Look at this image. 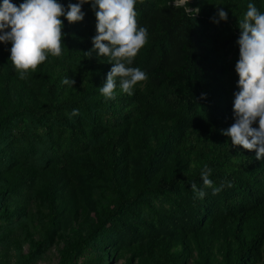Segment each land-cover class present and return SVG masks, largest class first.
<instances>
[{
    "label": "trees",
    "instance_id": "1",
    "mask_svg": "<svg viewBox=\"0 0 264 264\" xmlns=\"http://www.w3.org/2000/svg\"><path fill=\"white\" fill-rule=\"evenodd\" d=\"M250 2L264 11V0H189L194 17L179 0H137L149 38L131 66L148 79L109 101L98 88L112 64L84 54L90 3L81 22L61 17L63 55L27 80L0 42V264H36L58 242V264H264V159L221 134ZM219 8L228 19L216 24ZM205 165L232 186L198 199L190 183L203 187Z\"/></svg>",
    "mask_w": 264,
    "mask_h": 264
},
{
    "label": "clouds",
    "instance_id": "2",
    "mask_svg": "<svg viewBox=\"0 0 264 264\" xmlns=\"http://www.w3.org/2000/svg\"><path fill=\"white\" fill-rule=\"evenodd\" d=\"M143 2V0H139ZM177 7L176 0H172ZM90 3L96 17V34L92 37V48L85 56L104 63L112 64L106 80L98 88L105 101L117 97V88L121 94L132 96L139 83L145 82L148 75L138 67H132L134 59L148 42L147 27L139 26L135 10L137 0H77L69 2L67 10L58 0H23L18 6L12 0L0 3V42L11 43L10 57L14 69L21 80H27L31 72H35L50 55L59 58L63 55L62 31L64 17L69 24L84 20L82 11L84 4ZM189 0H179L194 17L200 9L188 7ZM218 17V18H217ZM228 15L219 8L213 23L227 21ZM240 34L236 40L239 46V59L235 63L238 76L234 92V123L221 134L231 138L233 147L255 151L257 160L264 159V11H260L254 3H248L247 10L239 19ZM31 70V72L29 71ZM119 81V84H117ZM75 79L65 77L61 83L73 88ZM205 94H202L201 98ZM79 115L78 109L68 113L69 118ZM256 125V126H254ZM211 168L205 165L200 172L203 187L191 182V190L198 199L206 195L204 189H210L213 196L219 194L225 184L216 186L211 180Z\"/></svg>",
    "mask_w": 264,
    "mask_h": 264
},
{
    "label": "rangeland",
    "instance_id": "3",
    "mask_svg": "<svg viewBox=\"0 0 264 264\" xmlns=\"http://www.w3.org/2000/svg\"><path fill=\"white\" fill-rule=\"evenodd\" d=\"M63 246V243H55L51 247L47 248L42 254L41 259H39L36 264H58L60 260L59 249ZM30 248L29 242L24 241L22 243V250L24 253L28 252ZM16 248L12 246V253H16ZM82 261V259H81ZM123 259L119 260L117 264H123Z\"/></svg>",
    "mask_w": 264,
    "mask_h": 264
}]
</instances>
